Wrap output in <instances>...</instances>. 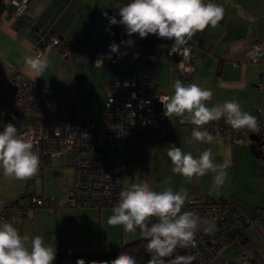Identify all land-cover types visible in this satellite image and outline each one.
Segmentation results:
<instances>
[{"label":"crops","instance_id":"obj_1","mask_svg":"<svg viewBox=\"0 0 264 264\" xmlns=\"http://www.w3.org/2000/svg\"><path fill=\"white\" fill-rule=\"evenodd\" d=\"M213 2L224 8V16L216 27L208 26L192 38L190 61L178 54H169V48L161 47L155 56H160L157 63L149 58L150 53L139 54L136 49L130 54L127 50V54L119 58L102 56V63H97L95 48L108 43L109 20L104 13L120 18V3L116 0H28L26 15L31 25L16 26L5 11L0 12V78L10 76L16 68L24 72V57L33 54V48L42 37L53 34L64 46L72 47L73 53L69 58H62L49 42L41 45V53L49 56L51 66L35 81L46 87L73 88L75 102L87 104L93 115L100 111L104 119L106 80L124 72L149 70L153 73L156 91L171 95L176 79L185 84L195 82L212 91L208 106L236 100L242 110L258 120L264 119V88H259L264 84V57L257 62L247 59V52L256 44L264 48V0ZM36 25L37 31H33ZM178 57L184 64L183 69L174 64ZM234 62L240 66L234 67ZM8 95L6 87L0 90V99ZM223 120L208 124L211 133L219 138L211 145L188 143L191 129L177 117L168 118L163 129L147 128L137 142V164L123 170L122 188L148 179L156 191L170 185L174 191L186 188L189 197L223 198L236 203L253 222L245 229L243 239L231 241L213 264H241L243 260L264 264V180L259 175V158L250 151L249 136L234 139L226 126L219 127L218 123ZM170 144L194 156L211 148L214 162H228V177L218 192L209 195L211 172L193 177L191 181L172 173L166 154ZM65 156L48 158L35 176L26 181L17 180L16 187L15 180L5 178L0 171V197L5 203L29 195L53 196L61 202L52 210L33 207L26 214L14 213L4 220L11 222L22 235H44L56 250H116L141 238L138 231L128 233L122 226L108 224L112 206L74 208L66 205L74 196V169L72 159L68 161ZM182 211H188L187 201ZM155 221L156 218H152V222Z\"/></svg>","mask_w":264,"mask_h":264},{"label":"clouds","instance_id":"obj_2","mask_svg":"<svg viewBox=\"0 0 264 264\" xmlns=\"http://www.w3.org/2000/svg\"><path fill=\"white\" fill-rule=\"evenodd\" d=\"M104 15L110 25H123L129 37L138 34L144 39L153 34L172 41L169 54L187 56L189 41L206 27H216L224 16V8L213 0H129L118 9L119 20L115 16L108 17L107 13ZM133 43L132 39L121 41L127 46ZM112 54L127 53H120V44L112 42L106 55L110 59ZM23 65L24 74L35 81L48 71L51 60L43 53L30 54L24 57ZM177 67L183 69V62L180 61ZM172 88L171 95L159 99L166 117H177L181 123L193 125L188 143L195 141L211 145L217 141L219 138L204 126L221 118L234 131L256 133L260 130L257 117L242 110L236 100L208 106L207 102L213 96L210 89L202 88L195 82L185 84L180 79L175 80ZM166 154L171 161L172 173L189 181L211 172L209 195L218 192L228 177L230 164L214 162L211 148H205L194 156L192 152L170 144ZM40 164L39 152L27 134H22L13 123L4 124L3 131H0V171L3 176L26 181L38 173ZM188 197L186 188L174 191L166 185L156 191L148 179L131 182L120 190L119 199L112 207V215L107 222L111 226H122L128 233L139 230L141 237L147 241L146 251L150 259L146 264H193L194 255L176 254L177 249L195 247L197 232L213 234L216 225L193 211H182ZM152 218L156 221L152 222ZM55 258L56 249L44 235H22L11 222L0 217V264H53ZM76 264L86 262L78 259ZM90 264H137V260L123 251L111 261L93 260Z\"/></svg>","mask_w":264,"mask_h":264},{"label":"built area","instance_id":"obj_3","mask_svg":"<svg viewBox=\"0 0 264 264\" xmlns=\"http://www.w3.org/2000/svg\"><path fill=\"white\" fill-rule=\"evenodd\" d=\"M27 1L0 0V10L5 11L14 23L26 22ZM39 42L44 45L49 42L62 58H69L73 53L72 47L61 45L57 35L42 37ZM39 42L33 48V54H41ZM109 46L95 48V62L102 56L107 57ZM120 56L112 54L111 58ZM182 57L190 61V47L189 54ZM261 57H264V48L260 44L247 52L249 61L257 62ZM180 61L177 58L174 64L177 66ZM239 66L234 62V67ZM4 87L9 90V95L0 99V131L4 124L13 123L22 134H27L39 152L40 168L52 156L72 154L74 196L66 205L74 208L113 207L122 189L124 168L138 162L140 136L150 127L163 129L168 120L159 99L168 94L155 90L154 76L149 70L124 72L106 80L103 122L90 117L87 104L75 102L73 88L43 86L19 68L10 76L0 78V90ZM259 88L263 89L264 84L261 83ZM258 121L260 130L256 133L234 131L227 124L218 125L226 126L234 139H245L253 134L264 145V119ZM187 125L189 129L193 127ZM204 127L211 133V125ZM261 155H264L262 150ZM258 170L264 180V157H259ZM117 180L120 183H116ZM60 205L59 199L53 196L29 195L22 205L19 202L6 204L0 197V217L6 219L14 213L26 214L33 207L52 210ZM187 206L188 211L206 217L216 225L213 234L197 232L195 247L178 249L185 255H194L193 264H213L231 241L243 239L245 229L253 222L243 208L225 199L191 196ZM241 264L253 263L243 260Z\"/></svg>","mask_w":264,"mask_h":264},{"label":"trees","instance_id":"obj_4","mask_svg":"<svg viewBox=\"0 0 264 264\" xmlns=\"http://www.w3.org/2000/svg\"><path fill=\"white\" fill-rule=\"evenodd\" d=\"M117 3H120L122 6L129 2V0H116ZM1 12V10H0ZM28 21H17L14 23L16 26L21 24H29L31 25L32 21L30 20V17L27 16ZM119 20L120 18H116ZM38 26H33V31H37ZM60 39V38H59ZM128 39H132L134 41L132 46H127L125 44H121V41H127ZM61 42V41H60ZM112 42H116L117 44H120V48L123 50L122 53L127 52L130 48L136 49V51L141 54L148 52L150 53L151 57H155L158 54V50L161 47H167L170 49V46L172 44V41H169L167 39H161L153 34H149L146 38L141 39L139 38L138 34H133L131 37H129L125 31V28L123 25H110L108 29V43L107 45H110ZM40 45H42V42H39ZM198 43V42H196ZM193 39L189 41L188 47L192 50ZM61 45H63L61 43ZM64 46V45H63ZM175 55V54H172ZM182 57V55H180ZM178 57V58H180ZM218 124H225L224 120L222 122H219ZM25 198V197H24ZM223 199V198H220ZM14 202H19L17 201ZM12 202V203H14ZM11 203V204H12ZM7 204V203H6ZM139 232V230H137ZM146 244L147 241L144 240L142 237L139 239H136L134 241L125 243L121 245L120 248L116 250H103V249H97V250H56V258L53 262V264H76V261L78 259H84L86 264H90L91 261H111L115 259L121 252L126 251L135 259L137 260V264H146L148 259H150L149 254L146 251ZM176 254L179 255H185L183 252L177 249Z\"/></svg>","mask_w":264,"mask_h":264},{"label":"rangeland","instance_id":"obj_5","mask_svg":"<svg viewBox=\"0 0 264 264\" xmlns=\"http://www.w3.org/2000/svg\"><path fill=\"white\" fill-rule=\"evenodd\" d=\"M165 48V47H164ZM130 51H129V53L128 54H130L131 53V51H133L134 50V48H130L129 49ZM159 55L157 56V57H150L149 56V58H151V59H153V63H157L158 62V59H159ZM89 113H90V115L93 117H95V118H98L101 122H103V118H102V114H101V112L99 111L98 112V114H95V115H93V112H92V110H89ZM90 116V117H91ZM94 118V119H95ZM248 138V137H247ZM246 138V139H247ZM263 151H264V145H263ZM66 160H68V161H71V159H72V154L70 155L69 153L68 154H66ZM60 159H62V155L59 157ZM23 185V184H22ZM17 186V180H15V182H14V187H16ZM30 191H32V189H30ZM17 199L19 200V203L22 205L23 203H24V201H25V198H24V196L23 197H21V196H19V197H17ZM13 201H11V200H7V204H11ZM30 210H32V209H30ZM47 210V209H46ZM248 229V228H247Z\"/></svg>","mask_w":264,"mask_h":264},{"label":"water","instance_id":"obj_6","mask_svg":"<svg viewBox=\"0 0 264 264\" xmlns=\"http://www.w3.org/2000/svg\"><path fill=\"white\" fill-rule=\"evenodd\" d=\"M249 138L252 140L249 148L253 156L256 158H263L264 155H261V146L263 145V141H260V138L253 134H251Z\"/></svg>","mask_w":264,"mask_h":264},{"label":"flooded vegetation","instance_id":"obj_7","mask_svg":"<svg viewBox=\"0 0 264 264\" xmlns=\"http://www.w3.org/2000/svg\"><path fill=\"white\" fill-rule=\"evenodd\" d=\"M261 150L263 151V145L261 146Z\"/></svg>","mask_w":264,"mask_h":264}]
</instances>
